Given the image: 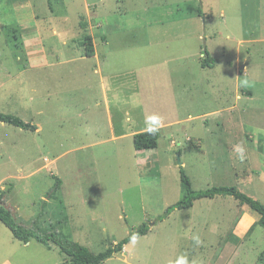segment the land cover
<instances>
[{"label": "rangeland", "instance_id": "obj_1", "mask_svg": "<svg viewBox=\"0 0 264 264\" xmlns=\"http://www.w3.org/2000/svg\"><path fill=\"white\" fill-rule=\"evenodd\" d=\"M29 1L36 15L46 16V0ZM48 1L56 9L61 2ZM64 2L67 10L57 9L56 16L66 19L49 20L42 38L59 45L49 22L51 27L65 22L67 33L81 38V44L89 33L98 52L114 53L101 55V61L104 71L123 76L114 103L109 98L115 127L122 121L128 125L126 104L134 98L132 85L129 91L125 87V74L143 64L146 84H161L155 95L147 93V106L160 98L167 108L173 106L176 123L159 131L155 150L137 154L132 138L112 140L103 108L96 117L101 130L85 136L81 117L53 107L55 98L50 105L35 99L34 111L45 110L36 116L46 122L44 134L27 136L0 125V194L16 223L41 232L54 229L95 254L131 230L149 227L147 235L104 264H177L182 257L188 264H264V229L256 225L243 240L232 235L242 213L258 216L232 197L201 199L160 221L183 196L180 167L196 191L236 187L264 205V0ZM87 12L90 32L83 24ZM14 14L0 0V54L17 52L13 58L2 55L4 67L23 57L20 40L30 31ZM78 22L86 30L81 37ZM103 36L108 44H102ZM81 44L76 46L84 54ZM138 52L145 56L133 55ZM206 54L212 68L202 67ZM94 65L87 67L93 70ZM94 85L93 103L101 102L100 87ZM80 94L74 96L77 112L88 116L91 102ZM229 107H234L232 116ZM237 145L245 149L244 159ZM6 260L69 264L66 256L34 240L26 245L15 240L0 222V264Z\"/></svg>", "mask_w": 264, "mask_h": 264}, {"label": "crops", "instance_id": "obj_2", "mask_svg": "<svg viewBox=\"0 0 264 264\" xmlns=\"http://www.w3.org/2000/svg\"><path fill=\"white\" fill-rule=\"evenodd\" d=\"M5 3L6 6L12 8L15 13L14 16L18 19V22L21 25H24V28L22 29L25 31L30 30L20 40L23 49V57L16 56L17 63H13L10 67L1 66L2 63L0 62V114L17 117L25 124H30L35 127L33 130H25L12 126L16 133L25 134L27 136L29 135L28 133H35L38 135L45 133L46 122L42 119L39 120L36 117L45 114V110L34 111L35 99L43 104L50 105L52 98H55L56 101L52 102L53 107H58L60 112L64 110L65 112L70 114L73 113L75 116L77 115L78 117H81L84 125L80 126L82 132H85V136H89L90 134L97 133L101 130L96 117L97 111L102 108L106 113V129L112 140L133 138L135 134L147 131L145 117L152 115V112L162 117V124L159 127V131L170 128L176 123L174 120L175 111L173 110V106L167 108L165 102H161L160 98L157 99V103L153 104V107L147 106V93L153 92L155 95L156 89H161V84L160 82H154L152 87L146 84L148 74H145L143 64L134 67L131 72L127 71L125 74V87L129 91L130 89H128V85H132L131 91L134 92V98H132V102H127L126 104L128 109H130L124 114V116L127 117L126 122L128 125H124L122 121L120 128L117 127V129L111 113L110 99L114 103L113 100L116 97L115 93L118 86L116 83L119 78H123V76L114 74L113 71L108 68L104 71L102 67L103 63L101 61V55L110 57L114 53L98 52L96 50V38L88 33L93 40L94 53L91 57H87L85 53L83 54L81 51H78L76 46L77 42H80L81 44V38H75V36L69 35L67 33L68 30L65 26V22L62 23L63 25L56 24L54 27H51V23L49 22L52 34L55 37H60L55 38L60 41V44L55 46L50 43L45 44V42L49 40V38H42L43 29H45L44 26L46 23L52 19L62 21L66 19L64 15H61L60 17L56 16L57 9L60 11L67 10V4L64 0H61V2L57 4V9L55 6L56 3L52 5L51 2L46 0L47 9L46 16L44 17L34 13V6L29 0H5ZM79 17H84V15ZM84 19V22L87 21V24H83L85 26L87 25V30L90 32L89 12L86 13ZM16 21L17 20H15V22ZM27 24L31 26L29 28L25 27ZM78 30L80 34L78 36L81 37L83 30L81 29L79 22ZM101 42L102 44H108V39L103 36ZM16 53L17 52H6L0 54V59L3 58L2 55L12 56L13 58ZM123 55L128 56L129 53H123ZM133 55L145 56V53L138 52ZM23 59L24 62H22ZM93 61L95 65L93 70H90L87 66L88 63H92ZM19 63H22V66H20ZM17 65L19 67H17ZM153 77V81H156V73H154ZM149 81H152V79L150 78ZM96 83L102 92V101H96L93 103L92 84L96 85ZM77 92L81 93V98L91 102L88 110L93 111L91 113L89 112L88 116L84 115V117L77 112L74 98ZM109 92H111V97L108 95ZM158 104L159 106L157 107ZM160 104H162V107ZM149 108H151L150 112ZM233 108L229 107L226 109V112H229L231 116L234 114ZM72 109L73 111H71ZM55 121L59 122L58 119ZM0 125L1 127H6L8 124L0 121ZM93 145V143L84 144L77 149L83 150ZM2 146L3 143L0 142V147ZM145 152L146 151H140L137 152V154H144ZM1 184L2 183H0V185ZM258 219L259 216L254 214L247 212L242 213L232 231V235L239 240L245 239L256 227ZM54 250L57 251L56 248L48 251ZM125 250L126 246L121 253ZM2 264L11 263L6 260Z\"/></svg>", "mask_w": 264, "mask_h": 264}, {"label": "trees", "instance_id": "obj_3", "mask_svg": "<svg viewBox=\"0 0 264 264\" xmlns=\"http://www.w3.org/2000/svg\"><path fill=\"white\" fill-rule=\"evenodd\" d=\"M199 14L201 15L202 13L199 11ZM84 28L85 27L81 25L83 32L86 31ZM82 46L85 55L91 57L94 53V46L92 37L89 34L84 36ZM201 64L203 68L213 67V63L207 54L204 56ZM0 121L25 130L35 129L34 126L25 124L14 116L0 114ZM159 137V130L155 134H149L148 131L135 134L132 138L133 148L137 152L155 150L158 146ZM179 174L183 196L176 203L166 208L164 215L160 217V221L167 218L175 210L191 209L194 203L198 200L214 199L216 197H232L241 205H245L250 210L257 213L259 219L256 225L264 229V205L259 201L240 192L236 187H211L206 190L196 191L192 188L191 182L183 167L179 168ZM57 183H59V180ZM0 222L11 232L15 240L24 245L28 244L31 240H34L47 250L56 248L59 254L68 258L69 264H104L105 261L113 257V255L121 253L123 248L131 243L133 236L139 238L147 235L149 232V227L146 224H143L137 229L131 230L120 242L95 254L85 246L69 239L54 229L47 232H41L34 228H27L17 224L12 213L5 206L2 194H0Z\"/></svg>", "mask_w": 264, "mask_h": 264}, {"label": "clouds", "instance_id": "obj_4", "mask_svg": "<svg viewBox=\"0 0 264 264\" xmlns=\"http://www.w3.org/2000/svg\"><path fill=\"white\" fill-rule=\"evenodd\" d=\"M161 124H162V117H160L159 115L152 114L150 116L145 117V126H146V130L148 131L149 134H155L159 130V127L161 126ZM236 152H237L238 156L240 157V159H244L245 149L242 146L237 145ZM136 239L137 238L135 236H133L131 239V242L133 244H135ZM177 264H188V261L186 258L182 257L177 262Z\"/></svg>", "mask_w": 264, "mask_h": 264}, {"label": "water", "instance_id": "obj_5", "mask_svg": "<svg viewBox=\"0 0 264 264\" xmlns=\"http://www.w3.org/2000/svg\"><path fill=\"white\" fill-rule=\"evenodd\" d=\"M6 190H7V188H6Z\"/></svg>", "mask_w": 264, "mask_h": 264}]
</instances>
